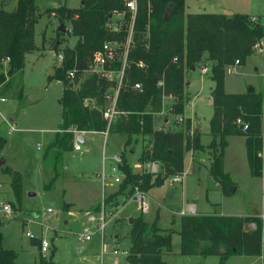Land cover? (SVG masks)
Returning a JSON list of instances; mask_svg holds the SVG:
<instances>
[{"label":"trees","instance_id":"trees-1","mask_svg":"<svg viewBox=\"0 0 264 264\" xmlns=\"http://www.w3.org/2000/svg\"><path fill=\"white\" fill-rule=\"evenodd\" d=\"M13 2L14 7L7 10ZM36 2L0 0V64L3 61L7 63L6 73L0 65V87L8 85L9 80L22 71L25 55L37 50L34 43L35 26L43 15H52L60 22H68L71 26L70 35L78 39L84 37L87 27L92 28L96 44L101 43L98 50L105 42H126L131 18L120 0H82V5L76 9L59 7L43 11ZM167 12L170 16L168 21H164ZM115 13H123V17L119 21V32L112 33L107 22ZM263 40L264 25L248 15H185V0H139L127 53V66L116 98L115 106L119 114L108 129L109 134L126 136L120 154L122 165L119 166L124 179L119 184V190L109 195L105 204L115 201L120 194H132L134 187L147 193L161 187L168 177L181 176L185 154L203 149L197 132L189 139V119L184 120L182 131L163 132L154 129L155 116L162 112L163 98L166 96L173 98L169 107L171 114L183 116L188 102L185 70L196 66L203 59L211 62L210 78L214 82L211 91L213 115L209 123L212 139L208 145L214 150V155L209 164V176L224 194H230L235 184L229 174L224 172L226 139L243 137L250 175L264 178V165L257 156L263 135L264 93L254 90L252 93L228 94L225 91L226 68L235 61L243 65L252 54L253 47ZM79 41L73 50H68V60L63 56L62 63L66 62L72 68L77 62V73L82 75L93 53L81 57ZM139 63L144 68H139ZM121 68L122 62L119 60L106 66V69L116 72ZM78 74L70 82L61 79L59 72L48 77V80L61 81L63 91L59 100L61 123L42 155V171L50 170L52 173L48 184L44 186L46 191L58 178L64 154L73 151L74 132L99 133L107 130L103 120L105 96L110 89L115 88L116 83L95 74L80 79ZM135 84H140L141 89L134 90ZM76 85L77 88L74 87ZM85 100L94 103L86 105ZM138 136L147 137L151 144L149 150L142 151L139 161L158 162L161 165L159 174L132 173L125 150ZM4 143L0 137V149ZM10 175L11 191L17 204H21V176L17 172H11ZM143 217L133 219L126 261L128 264H166L162 256L171 251L173 231L160 228L158 217L150 223ZM251 223L255 224L254 228L249 227ZM178 235L183 256H215L219 258V264H224L231 256L262 257L264 264V218L183 215L179 220ZM2 239L0 231V264H16L17 255L2 247ZM53 256L52 253L48 259L41 257L39 264H55Z\"/></svg>","mask_w":264,"mask_h":264},{"label":"rangeland","instance_id":"rangeland-1","mask_svg":"<svg viewBox=\"0 0 264 264\" xmlns=\"http://www.w3.org/2000/svg\"><path fill=\"white\" fill-rule=\"evenodd\" d=\"M81 3L82 0L36 2L42 11L59 7L76 9ZM13 4L6 9L11 10ZM185 10L191 14H243L254 17L264 25L263 0H185ZM120 18L113 15L107 22L108 28L114 26L113 23ZM62 24L66 28L65 34L58 32ZM70 33L68 22H60L52 15H43L35 26L34 43L37 50L25 55L22 71L10 79L8 85L0 88V137L5 141L0 149V207L9 204L11 208L9 215L0 211L2 247L15 252L16 264H39L41 257L48 259L52 253L55 264H128L126 253L129 252V232L132 226L129 219L144 216V220L150 223L158 217L160 228L173 231L171 251L162 256L166 264H219L220 260L215 256L181 255L178 235L179 220L182 217L180 212H186L188 205L193 203L199 213L207 215L262 218L264 178L250 175L243 137L226 139L224 172L229 174L235 184L230 194H224L208 174L207 168L214 155V150L208 147L212 139L209 123L213 115L210 99L214 82L210 78L211 62L206 59L194 66L193 72L191 68L185 70V83L190 81L189 85L185 84L188 99L183 114L185 118L172 116L169 107L173 100L165 99L164 112L155 116L154 122L157 131L163 128V132H175L183 130L186 118L192 120L199 130V141L203 149L185 154L182 184L172 185L168 177L161 187L146 193V214H140L138 203L132 199L133 194H120L115 201L105 204L108 194L114 189L116 192L120 187L111 178L122 176L124 179L119 169L122 163L118 165L114 161V157H119L123 151L126 140V136L121 134L107 133L106 139L97 134L85 135V144H81L79 152L73 150L64 154V164L57 180L49 191L45 190L44 186L48 184L52 173L50 170L42 171V155L61 123L59 100L63 91L61 81L48 80V71L52 69L59 72L61 79L70 82L68 72H78V63L69 68L68 63L58 61V55L62 54L68 60V50H73L78 40L81 44L78 49L81 57L93 53V58L103 48L102 45L98 50L101 43L96 44L95 31L90 27L86 28L84 37L80 39L72 37ZM236 62L225 70L226 93H244L250 86L264 93V40L253 47L252 54L243 65H237ZM0 65L6 73L7 63L3 61ZM91 66L90 62L82 75H76L83 79L95 74ZM202 69H206V72L203 73ZM74 87L77 88V85ZM11 119L14 120L12 123ZM11 126L14 130H11ZM193 134L191 126L189 139ZM134 139L136 141L125 150V156L132 173L142 174L144 163L139 161L140 155L142 151L149 150L151 144L147 137L138 136ZM2 160L5 162L2 163ZM192 161L199 170L193 167ZM103 166L107 178V196L87 209L93 197L100 199L104 193L101 179L95 174L101 173ZM11 172L21 176V204H17L10 188ZM29 192L35 196L28 197ZM101 204H105V229L101 232L91 225V241H80L78 237L84 224H87L85 214L92 213L98 218ZM47 209H52L54 213H47ZM249 227L254 228L255 224L251 223ZM43 241L48 244L46 252L41 251ZM114 250L118 251L116 256L113 255ZM224 264H263V261L253 257L231 256Z\"/></svg>","mask_w":264,"mask_h":264},{"label":"built area","instance_id":"built-area-1","mask_svg":"<svg viewBox=\"0 0 264 264\" xmlns=\"http://www.w3.org/2000/svg\"><path fill=\"white\" fill-rule=\"evenodd\" d=\"M124 6V10L126 12H128L130 14V18H131V23L128 29V35H127V39L125 43H118V42H105L103 44V48L101 51L97 52L94 54L93 58L91 59V67L90 69H92L95 73V75L99 76L100 78H104L107 79L110 82H115L116 86L114 88V94L110 95L109 93L106 94L105 98H106V102H108V105H106L104 111H103V120L106 122L107 124V130L106 132H104V134H107V131L109 129V126L111 125V123H113L115 121V119L118 116V112L116 110V98H117V94L119 91V88L122 84L123 78H124V71L125 68L127 66V53H128V48H129V44L131 42L132 39V34H133V23H134V19L137 13V9H138V2L139 0H120ZM264 3V0H263ZM115 16L121 17L120 19L116 20L112 27L109 26V31L112 33H117L120 30V26H121V19L123 17V13H115ZM119 22V23H117ZM108 27V26H107ZM123 44V45H122ZM120 47V48H119ZM115 60H119L122 62V68L119 71H113V70H108L106 69V66L108 64H111L113 61ZM58 61L60 63L63 62V55L60 54L58 55ZM238 65V61L236 62ZM139 68H144V65L142 63L138 64ZM203 73L206 72V69H202ZM77 73V70H72L70 72H68V77L70 80H73L75 78V75ZM133 89L134 90H140L141 86L140 84H135L133 85ZM109 92V91H108ZM2 101H4V99H2ZM89 100H85V104L87 105V102ZM237 123H240V121H237ZM263 125H264V121H263ZM11 130H14L13 126L10 127ZM246 128V127H245ZM263 131V129H262ZM84 132H76V135H81ZM74 150L75 151H80L81 150V145L79 144V142L75 141L74 143ZM257 156L261 159V161L263 162L264 165V133L262 135V143L261 146L259 148V150L257 151ZM114 161L119 165L121 164V158L120 157H114ZM115 169L113 168V171ZM143 171L151 174V175H157L161 172V165L158 162H145L143 165ZM101 180L104 183L105 181V176L102 174L101 176ZM170 180V184H175V183H182V178L181 176H171L169 178ZM116 184H120L123 181V177L122 176H117L114 178L113 180ZM133 196L132 199L135 200L139 207H140V212L141 214H146L148 211V203H147V194L142 191L140 188L135 187L133 190ZM105 206L104 204H101V211L99 212V217L96 218L92 213H87L85 214L84 218L87 224H84L83 226V230L82 233L79 235L78 239L80 241H91L92 239V232H91V228L90 226H94L95 228L98 229V231H103L107 225V222L105 220ZM1 212L9 215L11 214V208L8 204L5 205H1L0 208ZM47 213H54L52 211V209H47L46 210ZM48 248V244L47 242L43 241L41 243V251L42 252H46ZM118 251L114 250L113 255H117ZM128 255V252L126 253V256ZM114 264H120L119 262H114Z\"/></svg>","mask_w":264,"mask_h":264},{"label":"crops","instance_id":"crops-1","mask_svg":"<svg viewBox=\"0 0 264 264\" xmlns=\"http://www.w3.org/2000/svg\"><path fill=\"white\" fill-rule=\"evenodd\" d=\"M14 5H15V3L13 4V7H14ZM187 14H191V13H188L186 10H185V15H187ZM200 14H203V13H200ZM214 14H218V13H214ZM6 62V61H5ZM191 72H193V70H191ZM60 82V81H59ZM186 84L187 85H189L190 84V81H187L186 82ZM1 87H3V86H1ZM0 87V88H1ZM112 92V95L114 94V88L113 89H110L109 90V94ZM165 99H167V100H170V101H172L173 99H172V97H170V96H167V97H164L163 98V110H162V112L160 113V114H158V115H156V116H159V115H161L163 112H164V100ZM1 101H2V99H1ZM4 101H5V99H4ZM89 103H91V104H93V101H89L88 102V104ZM210 103H211V99H210ZM172 116H176V115H172ZM177 117H179V116H177ZM184 116H182V118H183ZM185 118V117H184ZM187 119V118H186ZM190 120V119H189ZM14 120L13 119H11L10 120V123H12ZM168 122H169V119H168ZM167 122V123H168ZM190 122H191V126H192V132L194 133V132H197V133H199V130L198 129H196L195 128V126H194V124H193V122H192V120H190ZM166 123V124H167ZM154 126H155V124H154ZM156 129V128H155ZM162 130L163 128H158V130ZM163 131V130H162ZM106 132V131H105ZM173 132V131H172ZM107 133H108V131H107ZM87 134H97V135H99V136H103L104 137V139H106V135L104 134V132H99V133H96V132H84L83 134H81V135H76L75 136V139H74V143H75V141H77V142H79V144L81 145V144H85V140H84V136L85 135H87ZM144 138H146V137H144ZM149 141V140H148ZM202 145V144H201ZM204 146V145H203ZM73 150H74V144H73ZM75 151V150H74ZM77 152V151H76ZM79 152V151H78ZM121 154V153H120ZM191 154V153H190ZM120 157V156H119ZM3 162L2 163H4L5 161L4 160H2ZM224 162H225V155H224ZM63 164H64V162H63ZM192 164H193V167H195L194 165V163H193V161H192ZM42 166V165H41ZM195 168H197V167H195ZM198 169V168H197ZM199 170V169H198ZM207 170H209V166H208V168H207ZM91 174H94L93 172H91ZM95 174H97V176L99 177V179H101V176H102V174L105 176V181H104V183L102 182V180H101V186H102V188H103V190H104V193H102V197L99 199V198H96V197H93L92 198V202L91 203H89L88 205H87V209H89L91 206H94L95 204H96V202L98 201V200H101L104 196H107L106 195V191H105V187H106V175H105V169H104V166H103V169H102V172L101 173H95ZM82 176V175H81ZM117 177V176H116ZM115 178V177H114ZM114 178H111V180L113 181L114 180ZM114 182V181H113ZM115 183V182H114ZM116 184V183H115ZM182 184V183H181ZM119 184H117V186H118ZM173 185V184H172ZM108 186H110V187H112V185H108ZM159 188V187H158ZM153 190H155V188L154 189H151V191H153ZM115 191V189L110 193V194H113V193H115L114 192ZM150 191V192H151ZM235 192V191H234ZM110 194H108V195H110ZM2 205H5V204H2ZM9 205V204H8ZM68 205H70V204H68ZM10 206V205H9ZM1 208V207H0ZM86 209V210H87ZM1 211V210H0ZM86 213V212H85ZM87 214V213H86ZM99 214V213H98ZM141 214V213H140ZM207 215V214H203V213H199L198 211H197V209H196V206L193 204V203H190L189 205H188V210L185 212V211H182V212H180V215ZM218 215H221V216H224V215H222V214H218ZM135 217V216H134ZM262 218H264V216H262ZM130 220V219H129ZM250 226V225H249ZM253 258H256V259H258L259 261L261 260L262 261V257H253ZM227 262V261H226Z\"/></svg>","mask_w":264,"mask_h":264},{"label":"water","instance_id":"water-1","mask_svg":"<svg viewBox=\"0 0 264 264\" xmlns=\"http://www.w3.org/2000/svg\"><path fill=\"white\" fill-rule=\"evenodd\" d=\"M169 16H170V13L169 12H167L166 14H165V16H164V21H168V19H169ZM58 32L59 33H61V34H65V32H66V28H65V26L62 24V25H60V27L58 28ZM191 70H194V67H191ZM55 75V72H54V70H49L48 71V77H53ZM254 91V88L253 87H248V89H247V93H252ZM233 193V192H232ZM35 196V194L34 193H31V192H29L28 193V197H34ZM132 222H133V220L132 219H130L129 220V223L130 224H132Z\"/></svg>","mask_w":264,"mask_h":264}]
</instances>
